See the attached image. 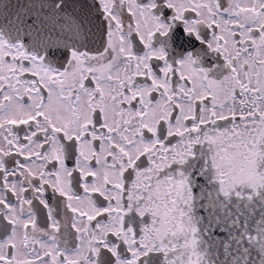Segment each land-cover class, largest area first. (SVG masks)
<instances>
[{"label": "snow or ice", "instance_id": "1", "mask_svg": "<svg viewBox=\"0 0 264 264\" xmlns=\"http://www.w3.org/2000/svg\"><path fill=\"white\" fill-rule=\"evenodd\" d=\"M0 264H264V0H0Z\"/></svg>", "mask_w": 264, "mask_h": 264}]
</instances>
